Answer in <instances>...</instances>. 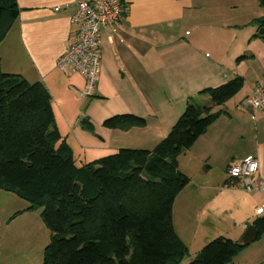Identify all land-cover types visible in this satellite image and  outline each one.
Wrapping results in <instances>:
<instances>
[{
    "label": "crops",
    "instance_id": "1",
    "mask_svg": "<svg viewBox=\"0 0 264 264\" xmlns=\"http://www.w3.org/2000/svg\"><path fill=\"white\" fill-rule=\"evenodd\" d=\"M15 1L19 15L0 42L1 72L18 74L28 83L43 84L51 98L53 117L57 108L62 125H79V103L84 97L78 92L84 87V79L76 72L56 68L55 61L72 43L75 28L69 20L81 0ZM121 1L122 18L113 28L101 31L99 73L89 98H94L104 119L129 112L144 118L147 126L125 132L109 130L105 136L122 138L133 132L136 142L146 143L147 139L151 143L153 138L143 130H152L158 132L156 138L161 141L179 117L180 107L192 95L204 98L199 94L203 89L218 87L235 77L243 79L237 94L214 108L220 111L219 117L177 158V167L189 182L191 175L202 181H216L196 184L194 194L190 195L199 204L197 219L189 232L193 237L199 235L198 249L214 235L226 237L225 230L213 234V229H208L210 217L225 227L230 225L227 233L232 236L228 238L237 242L246 224L257 218L255 210L264 206L263 193L247 192L241 180L229 179L227 175L229 166L251 157L257 162L255 186L257 181L264 180V113L251 112L244 106V100L264 84V40L254 36L256 29L252 27L250 32L249 27L264 11L257 0ZM219 37H229L226 47L220 44ZM207 38L212 50L219 53L209 63L200 59ZM158 95L172 103L174 110L166 118L159 114L155 100ZM121 105L126 106L125 111L119 110ZM54 124L59 132L55 117ZM96 153L91 157H96ZM255 193L263 196L262 202L251 201L253 196L249 194ZM7 194L0 191V264H41L42 240L29 236L30 231L40 230V223L27 207L11 208L8 204L13 199ZM224 211L236 214L232 223L222 220ZM242 222L241 229L237 226ZM263 236L264 233L254 241ZM248 246L233 258L235 264H260L253 250L241 255ZM33 248L37 255L32 253Z\"/></svg>",
    "mask_w": 264,
    "mask_h": 264
},
{
    "label": "trees",
    "instance_id": "2",
    "mask_svg": "<svg viewBox=\"0 0 264 264\" xmlns=\"http://www.w3.org/2000/svg\"><path fill=\"white\" fill-rule=\"evenodd\" d=\"M264 11V0H257ZM15 0H0V42L17 20ZM264 40V15L252 20ZM240 58V57H239ZM243 86L235 77L199 92L208 104L187 99L167 135L151 150L119 149L90 163L75 165L71 148L54 124L51 98L41 83L0 70V191L40 208L49 232L41 264H180L188 249L173 229L172 206L189 184L177 158L220 115ZM109 130L142 129L137 115L103 120ZM91 128V127H90ZM264 233V215L248 222ZM243 249L217 237L188 264H235Z\"/></svg>",
    "mask_w": 264,
    "mask_h": 264
},
{
    "label": "rangeland",
    "instance_id": "3",
    "mask_svg": "<svg viewBox=\"0 0 264 264\" xmlns=\"http://www.w3.org/2000/svg\"><path fill=\"white\" fill-rule=\"evenodd\" d=\"M251 25L249 26L250 28L253 27L256 29V27L252 24V21H251ZM253 28L250 29V32L254 30ZM208 38H207V42L203 44L202 52L200 55V59H202L206 63H209L210 61L215 59L216 56L219 54L218 52H214L212 50L211 44H209L208 42ZM219 38L221 40L220 44L223 47H226L227 44L230 42V39L227 40L229 37L227 39L224 37H219ZM204 54H206L207 56H205ZM158 96L161 97L159 100H158ZM158 96L155 100L157 103H159V108H160L159 114L163 118H166L174 110L172 108V103L167 102L165 98L163 97V95H158ZM171 96L174 97V95H171ZM199 97L200 96L198 94L192 95L191 100L195 103L205 105L204 101H207V100H204V98L202 97L199 98ZM93 101H94V98H89V97H84L83 99H81V104L79 103L80 108H81V113L77 117V122L81 118L88 119V117L92 120V122L89 123L85 119V120H82L81 123H78L79 125L72 126V128H68L67 126H64V124L63 125L61 124L62 119L58 115V109L57 108L54 109L55 120L60 126L59 134L61 136V139L67 140V141L65 140L64 141L71 148V151L73 150L72 157L77 167H79L81 164L90 163L104 156L114 154V152H116L119 149L150 150L160 141V139L156 138L158 132L152 131V130H143V131H147L149 136L153 138L151 140V143L147 139L145 140L146 143L136 142L135 139L133 138V134H132L133 132H130V134H126V136L122 138L118 136L116 138V135H113V137L105 136L107 131H109V129L105 128L102 125L104 118L101 116L103 115L100 114L101 111H100V108L97 106V103H94ZM120 108L121 109L119 110L125 111L124 108H126V106L121 105ZM180 108H181V111L179 112L182 113L183 112L182 110L184 109V107H180ZM124 113H129V112H122V113H117V114H124ZM180 113H178L179 114L178 116H180ZM113 115H116V114H113ZM101 118H103L102 121H100L101 123H98V121L101 120ZM117 133H121V132H117ZM140 144H144V145H140ZM93 153L97 154L95 155L96 157H91ZM204 182L215 183L216 181L214 179L202 181L199 177H194L193 175H191L189 184L183 189L181 196L178 197L176 203L173 205L172 215H173V225H174L175 233L182 240L185 246L188 248V255L187 257L184 258V260L180 264H188L193 259L194 255L198 252V250H200L198 249L199 243L197 242L199 235H196L195 237H193L191 233H189L190 229L193 226L194 220L197 219L198 214L196 215V211L198 210V207H199L198 203H194L192 198L190 199V195L194 194V191L196 190V184H202ZM5 193H8V192H5ZM7 195L8 197H10V199H13L12 201H9L10 204H8L11 206V208L14 206V208L21 207L22 209V208H26L29 206V204L26 201L17 198L11 193H8ZM249 195L253 196L251 201H254V202L263 201V196L261 194L255 193V194H249ZM16 205H18V207H16ZM32 211L33 212L30 215H32V217H35V219L39 221L40 230L37 229L36 231H30L29 236L31 237L36 236V239L41 238L42 245H41L40 250H41V254H43V249L49 240V233L46 227L44 226L43 222L41 221L40 208H36ZM248 211H249V208L247 209V212ZM222 213H223L222 220L227 221V222H231V219L233 217H236V214L234 212L227 213L224 211ZM25 219H28V218L25 217ZM209 220H211V224H209L208 229L212 228L214 231L213 234H215L216 230L217 232H220L218 231L220 229V230H225L224 231L225 233L223 234H225L226 238H228L229 236H232V234L228 235L227 233L228 229H231L230 225L228 227H225L223 224L219 223L216 218H213V217H210ZM212 220L214 222H212ZM238 220L234 221V223H237ZM41 223L43 225L42 226L43 230L41 227ZM243 223L244 222L240 223L237 227L240 226V228L242 229L244 226V225L242 226ZM241 229H240V234L242 233ZM214 236L215 237H211L210 239H208L207 242H209L210 240L220 235H214ZM235 236L236 235H234L233 238H235ZM34 248L32 249V253L34 255H37V252L35 253ZM251 250H253L256 253L255 255L257 257L259 256L258 261L260 262V264H264V236L259 241H254L252 244H250V246H248L246 250H244L245 251L244 254H241V255L243 256L245 255V253H247V251H251ZM25 251L27 252L28 249L26 248ZM242 256L240 257L242 258Z\"/></svg>",
    "mask_w": 264,
    "mask_h": 264
},
{
    "label": "built area",
    "instance_id": "4",
    "mask_svg": "<svg viewBox=\"0 0 264 264\" xmlns=\"http://www.w3.org/2000/svg\"><path fill=\"white\" fill-rule=\"evenodd\" d=\"M57 10V9H56ZM124 6L121 0H81L76 4L70 25L75 28L72 43L55 61L58 69H68L84 79L80 97H90L99 73L100 35L104 28H113L122 18ZM244 106L251 112L264 113V84L257 86L251 96L244 100ZM257 162L251 157L242 159L227 169L229 179L241 180L247 192L264 194V180L255 186L254 176ZM264 215V206L255 210V216Z\"/></svg>",
    "mask_w": 264,
    "mask_h": 264
},
{
    "label": "water",
    "instance_id": "5",
    "mask_svg": "<svg viewBox=\"0 0 264 264\" xmlns=\"http://www.w3.org/2000/svg\"><path fill=\"white\" fill-rule=\"evenodd\" d=\"M81 119L78 120V123L81 121ZM257 234H258L257 230L252 225H249L246 227L243 234L237 241V244L240 247H246L256 239Z\"/></svg>",
    "mask_w": 264,
    "mask_h": 264
}]
</instances>
